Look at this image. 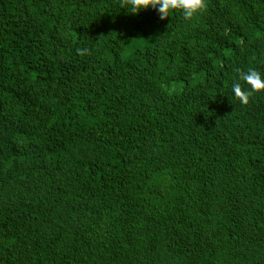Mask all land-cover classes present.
Returning a JSON list of instances; mask_svg holds the SVG:
<instances>
[{
	"label": "trees",
	"instance_id": "trees-1",
	"mask_svg": "<svg viewBox=\"0 0 264 264\" xmlns=\"http://www.w3.org/2000/svg\"><path fill=\"white\" fill-rule=\"evenodd\" d=\"M126 4L0 0V264H264V0Z\"/></svg>",
	"mask_w": 264,
	"mask_h": 264
},
{
	"label": "clouds",
	"instance_id": "clouds-1",
	"mask_svg": "<svg viewBox=\"0 0 264 264\" xmlns=\"http://www.w3.org/2000/svg\"><path fill=\"white\" fill-rule=\"evenodd\" d=\"M205 7L206 0H127L126 4V9H130L132 14L151 8L157 11L162 20L174 11L191 19ZM231 90L241 104H247L253 92L264 91V73L256 69L241 71L237 80L232 83Z\"/></svg>",
	"mask_w": 264,
	"mask_h": 264
},
{
	"label": "rangeland",
	"instance_id": "rangeland-1",
	"mask_svg": "<svg viewBox=\"0 0 264 264\" xmlns=\"http://www.w3.org/2000/svg\"><path fill=\"white\" fill-rule=\"evenodd\" d=\"M182 86V85H181Z\"/></svg>",
	"mask_w": 264,
	"mask_h": 264
}]
</instances>
